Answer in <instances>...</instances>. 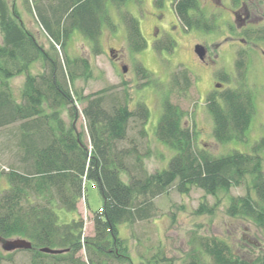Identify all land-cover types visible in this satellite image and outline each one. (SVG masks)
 I'll use <instances>...</instances> for the list:
<instances>
[{"label": "trees", "instance_id": "1", "mask_svg": "<svg viewBox=\"0 0 264 264\" xmlns=\"http://www.w3.org/2000/svg\"><path fill=\"white\" fill-rule=\"evenodd\" d=\"M140 3L141 0H135ZM34 2V3H33ZM126 0H31L27 4L38 27L49 41L45 48L28 29L15 7L11 11L0 0V149L14 154L20 167L8 164L0 177L7 185L0 188V238H23L31 243V264H103L116 250L118 226L152 218L156 212L155 198L170 189L187 194L192 187L205 194L228 192L231 187L246 184L244 195L231 196L226 213L248 220L264 231V137L252 146L250 153L232 151L214 156L195 148L196 131L183 121L184 111L169 98L163 100L162 112L155 129L158 140L171 147L175 154L167 167L149 173L137 142L128 146L133 120H140L141 129L149 111L138 101L135 109L117 104L107 109L103 91L88 95L81 109L89 144L77 130L75 102L84 101L81 91L72 94L70 84L80 64L83 74H90L88 61L69 57L67 41L77 29L91 44L95 54L101 53L102 25L115 28L109 5L126 28L128 48L138 52L146 47L139 22L123 9ZM156 5L161 0H155ZM173 9L185 30L209 31L214 22L202 12L198 0H174ZM33 9V10H32ZM256 39L264 40V30ZM255 39V40H256ZM174 40H156L160 51L172 50ZM65 55H61V50ZM42 70L31 72V65ZM243 59H237L241 67ZM136 70L142 78L150 73L140 63ZM244 66V65H243ZM73 67V70L70 69ZM24 75L19 97L13 94L8 80ZM69 82V85H68ZM192 86L189 71L179 67L169 79L170 92L186 93ZM113 103V102H112ZM205 107L213 120V136L219 143L243 140L254 106L248 91L213 90L205 98ZM65 108L71 117L66 124L61 117ZM2 132V133H1ZM128 176L123 182L120 172ZM91 181L102 199L101 208L92 214L93 235H84L81 216L60 221L55 205L77 213L80 198L85 196V183ZM213 207L200 203L195 213L212 212ZM201 246L213 264H264V254L252 260L236 256L231 248L216 238L202 239ZM42 248L60 250L58 253ZM85 253V259L78 255ZM10 258V255L8 256ZM200 258V257H199ZM192 256L189 264H205L206 259ZM4 257L0 252V264ZM46 259V260H45Z\"/></svg>", "mask_w": 264, "mask_h": 264}, {"label": "rangeland", "instance_id": "2", "mask_svg": "<svg viewBox=\"0 0 264 264\" xmlns=\"http://www.w3.org/2000/svg\"><path fill=\"white\" fill-rule=\"evenodd\" d=\"M5 1L8 11L15 7L24 25L48 48L47 37L38 27L33 12L27 7L31 0ZM173 1L161 0L158 6L155 0H141L140 3L126 0L123 9L136 17L146 40V47L138 52L128 48L125 25L111 4L109 12L115 28L102 25L101 53L95 54L91 44L77 29L73 30L65 46L69 57H83L91 68L90 74L85 75L79 64L75 68L73 83L69 85L68 82L74 96L75 90L81 91L85 96L84 101L75 102L78 113L75 124L85 143L88 145L89 140L80 111L88 95L103 90L100 95L104 96L103 105L107 109L124 103L129 109H135L138 101L144 102L149 111L148 119L142 126L144 133L140 131V120L135 119L132 122L135 125L129 129L128 139L120 144L128 146L132 138L137 142L141 153L148 150L149 154L143 156V162L149 173L167 167L175 154L171 147L158 140L155 135L165 97L184 111V123L196 131V149L205 150L214 156L234 150L250 153L253 144L264 137V56L260 51L264 48V40L256 39L258 31L264 30V0H220L221 3L236 8L239 15L244 10V7L240 9V1L246 2L248 11L255 8V14L258 15L256 17L261 19L254 17L246 25L241 24L227 9L216 6L214 0H198L205 17L214 22L213 29L209 31L185 30L175 16ZM164 38L174 40L172 50L155 49V41ZM239 39L243 41L240 42ZM195 45L204 47V60L194 52ZM65 52L61 50L60 53L64 56ZM237 59H243L244 66L237 67ZM137 63L148 70L151 76L142 78L136 70ZM30 67L32 73L42 70L39 62ZM179 67L186 68L192 79V86L186 93L170 92V76ZM70 69L73 70V67ZM8 82L15 97H19L24 75L10 78ZM216 84L220 86L216 87ZM228 88L248 91L252 96L254 113L243 140L219 143L213 136V120L205 107V98L213 90L221 92ZM61 117L66 124L71 122L65 108L61 111ZM2 143L3 136L0 135V145ZM261 154L264 157V150ZM8 164L20 167L13 153L0 149V173L9 168ZM120 178L123 182H128L124 171L120 172ZM6 185L5 179L0 177V188ZM246 190V184L231 187L228 192L218 191L216 195L205 194L195 187L187 194L170 189L166 194L155 198L156 212L152 218L118 226L120 241L118 240L115 251L121 256V260L116 261L109 254L110 257L103 264H189L192 256L206 259L205 264H213L201 246L202 239L211 238L225 242L242 259L252 260L261 256L264 254V231L248 220L230 217L226 213L229 198L244 195ZM84 193L85 196L78 202L77 213L57 205L55 211L60 221L81 216L84 235L91 236L94 233L92 214L101 208L102 199L91 181H86ZM200 203L213 207L212 212L195 213ZM0 252L4 257L1 264H31V253L26 249L4 251L0 242ZM78 255L85 259L83 251Z\"/></svg>", "mask_w": 264, "mask_h": 264}, {"label": "water", "instance_id": "3", "mask_svg": "<svg viewBox=\"0 0 264 264\" xmlns=\"http://www.w3.org/2000/svg\"><path fill=\"white\" fill-rule=\"evenodd\" d=\"M194 52L198 55L200 59H203L204 56V47L202 45H195ZM125 70V68H123ZM216 87H219L220 84H216ZM1 248L4 251H14L18 249H30L31 243L23 238H14V239H2L0 238ZM41 251L48 253H58L60 250H52L49 248H42Z\"/></svg>", "mask_w": 264, "mask_h": 264}, {"label": "flooded vegetation", "instance_id": "4", "mask_svg": "<svg viewBox=\"0 0 264 264\" xmlns=\"http://www.w3.org/2000/svg\"><path fill=\"white\" fill-rule=\"evenodd\" d=\"M215 2H216V6H220V7H223V8H225V9H227L231 14L233 13L234 15H235V17H237L238 19H239V21H240V23L241 24H247L249 21H251V19H253L254 17L256 18V19H258V20H260L261 19V17H259V18H257L256 16H258L257 14H255V8H253L252 7V10H247L248 9V7H247V5L245 4L246 2L245 1H240V3H239V6H240V9L242 8V7H244V10H242V14L241 15H239L238 13H237V9L236 8H232V7H229V6H227V5H225V4H223V3H221V1L220 0H214ZM247 8V9H246ZM154 30H157L156 28H154ZM239 41L240 42H242L243 40L242 39H239ZM111 51H113V50H111ZM261 51V53L263 54V56H264V48L263 49H261L260 50ZM114 55V54H113ZM201 60H204V58L203 59H201Z\"/></svg>", "mask_w": 264, "mask_h": 264}]
</instances>
